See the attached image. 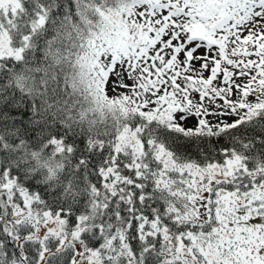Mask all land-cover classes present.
<instances>
[{"label": "snow or ice", "instance_id": "snow-or-ice-1", "mask_svg": "<svg viewBox=\"0 0 264 264\" xmlns=\"http://www.w3.org/2000/svg\"><path fill=\"white\" fill-rule=\"evenodd\" d=\"M0 264H264V0H0Z\"/></svg>", "mask_w": 264, "mask_h": 264}]
</instances>
